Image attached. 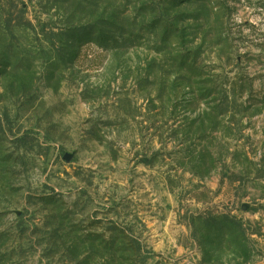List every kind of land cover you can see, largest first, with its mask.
Returning a JSON list of instances; mask_svg holds the SVG:
<instances>
[{
    "label": "rangeland",
    "instance_id": "1",
    "mask_svg": "<svg viewBox=\"0 0 264 264\" xmlns=\"http://www.w3.org/2000/svg\"><path fill=\"white\" fill-rule=\"evenodd\" d=\"M0 264H264V0H0Z\"/></svg>",
    "mask_w": 264,
    "mask_h": 264
},
{
    "label": "water",
    "instance_id": "2",
    "mask_svg": "<svg viewBox=\"0 0 264 264\" xmlns=\"http://www.w3.org/2000/svg\"><path fill=\"white\" fill-rule=\"evenodd\" d=\"M64 161L68 163V162L70 161V156L65 155V156H64ZM246 208H247V205H244V206H242L241 209H242L243 211H245Z\"/></svg>",
    "mask_w": 264,
    "mask_h": 264
}]
</instances>
